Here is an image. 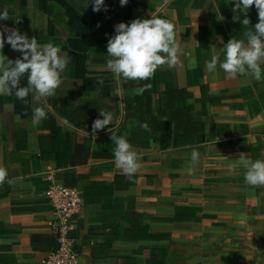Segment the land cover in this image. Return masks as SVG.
Here are the masks:
<instances>
[{
	"label": "crops",
	"instance_id": "crops-1",
	"mask_svg": "<svg viewBox=\"0 0 264 264\" xmlns=\"http://www.w3.org/2000/svg\"><path fill=\"white\" fill-rule=\"evenodd\" d=\"M104 4L107 10L94 12L91 3L84 9L78 0H0V11L7 9L10 17L0 21V28H15L39 44L51 42L61 55L71 57L54 97L34 102L30 94L25 104L14 95L0 96V167L13 181L0 185V264H43L52 252L43 238L53 234L55 219L46 192L53 183L66 185V171L93 172L87 183L112 182L122 174L114 160L111 167L92 157L72 165L68 156L82 143L93 150L105 142L89 131L94 120L103 118L100 109L112 113L110 125L123 122V103L116 99L121 101L124 87L121 77L106 70L107 42L115 35L116 24L151 17L175 26L182 49L179 62L157 70L169 73L173 88L192 94L189 103L204 101L195 105L208 110L205 141L195 149L132 146L140 164L135 184L108 189L106 197L94 202L83 199L73 218L80 264H147L159 247L167 249L166 264H264V186L246 184L245 170L232 168L241 153L252 161L264 160V80L241 75L228 79L219 68L223 44L231 38L245 39L246 29L233 20V3L128 0L122 6L120 0H104ZM247 16L254 26L258 21L254 5ZM2 52L13 61L22 56L7 42ZM213 55L219 56L217 68L208 72L206 62ZM261 68L264 74V64ZM98 77L103 84L97 83ZM26 82L25 76L21 86ZM157 98L154 94L155 113ZM34 107L47 113L35 127ZM72 117L82 128L72 123ZM193 150L199 154L194 166ZM140 213L150 217L147 235L152 238L143 237ZM139 224L140 233L138 227L132 231Z\"/></svg>",
	"mask_w": 264,
	"mask_h": 264
},
{
	"label": "clouds",
	"instance_id": "clouds-1",
	"mask_svg": "<svg viewBox=\"0 0 264 264\" xmlns=\"http://www.w3.org/2000/svg\"><path fill=\"white\" fill-rule=\"evenodd\" d=\"M233 3L232 11L234 21H239L243 29L245 39L231 38L223 44L221 51L224 53L223 61L219 62V68L226 74V78L235 79L237 75L248 76L255 81L264 80L261 64H264V0H229ZM78 3L86 9L92 4L94 12L102 8L107 10L104 0H78ZM128 0H120V4L126 5ZM255 6L258 12V22L250 27V19L247 16L250 8ZM7 9L0 11V21L9 19ZM16 23L20 19L15 20ZM5 33H7L5 40ZM5 42L14 51L22 53L21 57L14 61L3 54ZM60 48L48 42L39 44L35 37L28 38L17 29L7 27L0 28V96H12L28 103L27 98L31 94L34 102L54 97L62 83L61 73L69 64L71 57L61 55ZM106 70L121 77L125 81L150 80L156 70L167 65L173 67L179 62L182 49L176 39L175 26L166 19L151 17L147 19H134L130 23L120 22L115 25V35L107 42ZM219 61L218 55H213L206 62L208 72H215ZM27 77V86H21V79ZM98 84H103V78H97ZM150 85L137 89V94H142ZM102 119L97 118L91 125L93 134L109 126L113 120L111 112L100 109ZM44 119L47 113L43 107L32 109L31 123L35 127ZM141 127L145 131H151L149 125L144 123ZM115 144L113 150L114 163L127 178L131 179L139 170V155L132 151L131 144L123 136L114 132L110 136ZM199 161V154L193 150L191 164L194 166ZM242 167L245 183L257 187L264 186V160H249L243 153L232 168ZM7 169L0 167V185L7 179Z\"/></svg>",
	"mask_w": 264,
	"mask_h": 264
},
{
	"label": "trees",
	"instance_id": "trees-1",
	"mask_svg": "<svg viewBox=\"0 0 264 264\" xmlns=\"http://www.w3.org/2000/svg\"><path fill=\"white\" fill-rule=\"evenodd\" d=\"M145 84L150 85V87L142 94H137L135 90L127 91L128 88L142 87ZM122 85L124 87L122 99L120 101L117 98L116 101L123 103V110L125 111L123 122L119 126H116L115 123L106 126L102 132L98 131L97 133L105 139V142L96 146L95 149H90L85 143L80 144L79 149L74 154H69L68 156L72 165H76L78 162H86L92 157L104 160L105 162L101 164L102 166L111 167L114 164L113 150L115 148V144L110 138L113 132L118 136L126 138L131 146L140 148H149L153 144H157L160 149H195L205 141L206 123L204 117L208 114V110L205 105H203L201 110L197 109L195 105L197 101H201L202 104H204V101L195 99L194 103H189L192 94L187 89L173 88L169 73L156 70L150 80L125 81L122 79ZM161 85L165 86L163 90L160 89ZM154 94L158 96L156 100V113L153 110ZM211 100L212 98L209 99L210 102ZM64 115L68 117L67 114ZM72 121L76 127L82 128L81 124L74 118ZM144 123L149 125L151 131H145L141 127ZM89 131H91V128ZM92 174L93 172L89 174L78 173L76 171L65 172L66 186L80 189L82 197L87 203L101 199L100 197H106L109 194L108 189L114 190L121 187V184L131 186L136 182L134 176L129 179L124 174L115 175L112 182H84ZM139 216H142L145 221L142 229L143 237L145 239H148V237L152 238L153 235H147L150 217L142 213ZM179 216L178 213L177 217L179 218ZM137 227L140 233V224L139 226L136 225V228L132 231H135ZM133 234L135 233L133 232ZM135 236L140 237L141 235ZM35 237L41 236H34L33 238ZM43 238H47L49 241L52 252L58 248L59 243L54 233L50 236H43ZM166 260L167 249L164 247L154 248L147 260V264H166ZM130 261L134 262V260Z\"/></svg>",
	"mask_w": 264,
	"mask_h": 264
},
{
	"label": "built area",
	"instance_id": "built-area-1",
	"mask_svg": "<svg viewBox=\"0 0 264 264\" xmlns=\"http://www.w3.org/2000/svg\"><path fill=\"white\" fill-rule=\"evenodd\" d=\"M55 219L53 233L57 236L58 248L51 252L43 264H80V252L72 235L73 218L83 207L80 189L53 183L46 192Z\"/></svg>",
	"mask_w": 264,
	"mask_h": 264
}]
</instances>
